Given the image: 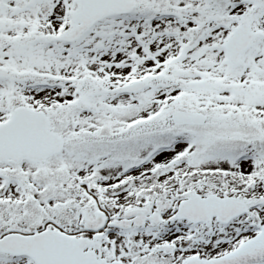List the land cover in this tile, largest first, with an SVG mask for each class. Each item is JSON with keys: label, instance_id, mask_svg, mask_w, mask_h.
Masks as SVG:
<instances>
[{"label": "snow or ice", "instance_id": "obj_1", "mask_svg": "<svg viewBox=\"0 0 264 264\" xmlns=\"http://www.w3.org/2000/svg\"><path fill=\"white\" fill-rule=\"evenodd\" d=\"M0 264H264V0H0Z\"/></svg>", "mask_w": 264, "mask_h": 264}]
</instances>
